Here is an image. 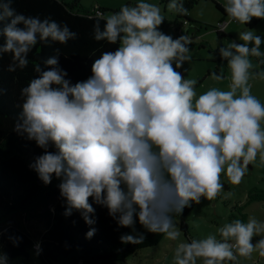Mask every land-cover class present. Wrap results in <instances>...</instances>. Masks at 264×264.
<instances>
[{
	"label": "clouds",
	"instance_id": "9594fccd",
	"mask_svg": "<svg viewBox=\"0 0 264 264\" xmlns=\"http://www.w3.org/2000/svg\"><path fill=\"white\" fill-rule=\"evenodd\" d=\"M12 3L0 0V58L12 55L8 71L26 68L40 42L66 45L77 39L67 24L17 13ZM223 9L229 23L264 20V0H225ZM167 10L188 13L182 0H169ZM96 15L93 38L117 49L103 52L91 76L76 83L59 65L56 49L44 60L47 70L37 66V78L21 89L14 130L44 150L29 167L45 185L53 176L61 181L66 217L78 211L94 225L91 199L120 227L134 228L138 218L148 232L180 241L174 216L193 203L215 200L224 189L222 175L239 185L250 164L264 166V103L250 83L264 80L251 59L264 56V39L246 28L238 33L240 43L220 47L230 73L228 90L212 87L197 95V80L179 71L191 60L189 37L160 31L165 17L159 6L139 0ZM95 233L90 227L86 238ZM217 234L176 243L173 264H239L253 253L264 258V222L255 217L225 223ZM9 239L16 247L22 240ZM120 240L136 245L144 236L124 234ZM35 251L42 252L39 243ZM0 264H9L7 254L0 252Z\"/></svg>",
	"mask_w": 264,
	"mask_h": 264
},
{
	"label": "trees",
	"instance_id": "16d2710c",
	"mask_svg": "<svg viewBox=\"0 0 264 264\" xmlns=\"http://www.w3.org/2000/svg\"><path fill=\"white\" fill-rule=\"evenodd\" d=\"M198 1L182 2L189 11ZM212 1L223 16L227 15L218 1ZM12 7L17 13L28 17H39L41 20L47 18L62 25L67 24L77 33V39L70 40L66 45L50 40L38 43L28 55V66L18 68L15 72L8 71L11 54L6 53L0 58V252L7 254L9 264H122L127 255L153 244L162 234L148 232L138 218L134 228L120 227L106 208L96 205L91 199L95 212L90 218L96 221L94 225L86 224L78 211L66 217V201L61 197L58 187L60 183L45 185L29 167L44 150L14 130L22 111L21 89L31 79L37 78L35 68L39 66L47 70L44 60L56 55V49H59V65L68 72L67 78L72 83L86 80L92 74L94 61L103 52L115 51L118 47V44L97 42L93 38V26L98 19L96 14H105L107 11L114 13L120 9L99 7L91 12L81 11L76 1L68 3L64 0H13ZM181 18L183 21H180ZM260 21L253 19L245 26L251 29ZM192 22L195 25L199 23L188 13L177 14L173 23L177 38L183 35L184 25H191ZM104 23L101 20L102 28ZM214 29L219 37L225 36L217 27ZM260 65V71H264V63L260 62ZM49 151L55 149L50 147ZM263 200L264 188L254 189L248 194V201ZM194 205L186 207L177 216L184 232L188 229L185 218ZM239 213L238 219L244 222L246 214L241 210ZM90 227H94L96 233L88 239L86 234ZM124 234H143L144 241L136 245L124 244L120 240ZM9 237L22 238L19 246H13ZM37 243L42 248L39 255L35 251Z\"/></svg>",
	"mask_w": 264,
	"mask_h": 264
},
{
	"label": "rangeland",
	"instance_id": "374dc122",
	"mask_svg": "<svg viewBox=\"0 0 264 264\" xmlns=\"http://www.w3.org/2000/svg\"><path fill=\"white\" fill-rule=\"evenodd\" d=\"M68 3L77 2L78 8L81 11H94L99 7L108 9H120L122 5H135L139 0H64ZM184 1V0H182ZM222 4L225 0H218ZM145 2L156 4L161 8L162 14L165 17L163 24L160 26V31L173 38H177L173 23L177 19V14L168 12L167 5L169 0H145ZM112 13L105 12V15ZM202 13V14H201ZM189 16L199 22L197 25L192 22L191 25H184L183 34L189 37L190 42L202 44L190 45L191 60L187 61L179 71L185 78L197 80L195 86L197 95L204 93L212 87H217L221 90H228L229 85V69L227 62L221 60L218 54V49L222 46H227L232 41L240 43L238 33L244 31L247 27L237 22H228V18L217 9L212 0H199L189 11ZM225 20L227 25L224 30V37H219L214 27L219 25V22ZM180 21H183L181 18ZM256 34L264 39V20L260 21L254 28ZM223 30V31H224ZM192 35L194 38H192ZM193 40V41H192ZM261 51L264 52V44L261 45ZM254 65L253 71L261 70L260 62L264 60L262 57H252ZM221 67L223 80H213L212 74L216 73L217 67ZM211 74L209 76V74ZM252 85V94L255 95L262 103H264V80L254 79L250 81ZM222 183L224 184L223 191L215 200L202 202L194 205L193 210L185 218L188 224L187 232H184L180 223L179 217L174 216V223L181 231L180 241H189L192 238H205L209 234H217V229L225 223H231L233 220L240 217L239 211L246 214L244 222L248 221L249 217H255L257 220L264 222V200L263 201H248V194L254 189L264 188V166H261L257 161L256 164H250L248 170L239 185H230L227 178L222 175ZM56 177L53 179V185L60 183ZM231 193L229 196L228 194ZM227 196V198H225ZM237 210H236V209ZM241 208V209H240ZM261 237L253 238V243H256ZM174 242L165 239L162 234L158 240L153 241V244L138 249L135 253L126 256L122 264H173ZM199 264V262H198ZM239 264H264V258H261L258 253H253L252 258L239 259Z\"/></svg>",
	"mask_w": 264,
	"mask_h": 264
},
{
	"label": "crops",
	"instance_id": "0c3cea01",
	"mask_svg": "<svg viewBox=\"0 0 264 264\" xmlns=\"http://www.w3.org/2000/svg\"><path fill=\"white\" fill-rule=\"evenodd\" d=\"M216 1H218V0H216ZM219 2V1H218ZM221 5H222V7H223V4L221 3V2H219ZM224 17H227V15H224ZM262 21V20H261ZM224 32V34H225V36L227 35L228 37H230V35L229 34H226V32H225V30L223 31ZM193 36V35H192ZM192 38H194V36L192 37ZM193 41V40H192ZM199 45V48L201 49L202 48V44L201 43H197V42H190V44H189V46L190 45ZM217 67V70H216V73L218 74V75H220V73H221V67L220 66H216ZM211 74H209V76H210Z\"/></svg>",
	"mask_w": 264,
	"mask_h": 264
},
{
	"label": "built area",
	"instance_id": "2783aa9c",
	"mask_svg": "<svg viewBox=\"0 0 264 264\" xmlns=\"http://www.w3.org/2000/svg\"><path fill=\"white\" fill-rule=\"evenodd\" d=\"M227 25V22L225 20L219 22V25L217 26L219 31H223L225 26Z\"/></svg>",
	"mask_w": 264,
	"mask_h": 264
}]
</instances>
